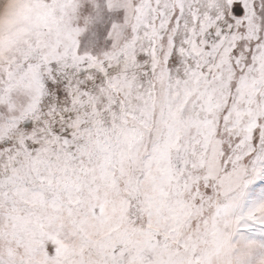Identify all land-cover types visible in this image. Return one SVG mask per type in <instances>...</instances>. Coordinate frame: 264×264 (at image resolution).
<instances>
[{"label":"snow or ice","instance_id":"obj_1","mask_svg":"<svg viewBox=\"0 0 264 264\" xmlns=\"http://www.w3.org/2000/svg\"><path fill=\"white\" fill-rule=\"evenodd\" d=\"M0 264H264V0H0Z\"/></svg>","mask_w":264,"mask_h":264}]
</instances>
